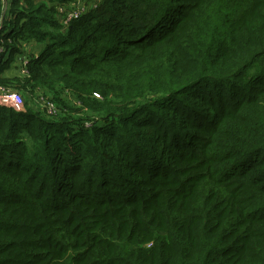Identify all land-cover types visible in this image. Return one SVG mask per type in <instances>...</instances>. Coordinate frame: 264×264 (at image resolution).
I'll return each mask as SVG.
<instances>
[{"label":"trees","instance_id":"trees-1","mask_svg":"<svg viewBox=\"0 0 264 264\" xmlns=\"http://www.w3.org/2000/svg\"><path fill=\"white\" fill-rule=\"evenodd\" d=\"M72 1L0 0V264H264V0Z\"/></svg>","mask_w":264,"mask_h":264},{"label":"built area","instance_id":"built-area-1","mask_svg":"<svg viewBox=\"0 0 264 264\" xmlns=\"http://www.w3.org/2000/svg\"><path fill=\"white\" fill-rule=\"evenodd\" d=\"M99 0H73L66 8L63 5L57 7V16L60 23L63 26H67L68 22L73 19H76L86 13V11L95 8L97 6ZM6 2V0H4ZM6 55V47L5 45H0V58L2 55ZM18 62L20 65V73L23 76L28 75L27 73V59L26 58H18ZM39 102L43 104L42 108L45 110L47 114H53L56 112L55 104L44 96L38 95ZM0 105L9 106L10 108L19 111L22 110L24 107L23 98L21 93L12 89L11 87H5L0 85Z\"/></svg>","mask_w":264,"mask_h":264},{"label":"rangeland","instance_id":"rangeland-1","mask_svg":"<svg viewBox=\"0 0 264 264\" xmlns=\"http://www.w3.org/2000/svg\"><path fill=\"white\" fill-rule=\"evenodd\" d=\"M70 3H67L66 5H63V6H68ZM71 5V4H70ZM86 12H88V11H86ZM57 16V15H56ZM58 17V16H57ZM74 20V19H73ZM72 21V20H71ZM70 21V22H71ZM70 22H68V23H70ZM8 39V38H7ZM7 43L8 44H11L12 43V40L10 39V41H7ZM40 45L41 44H38V45H36V46H38L37 48H36V50L34 51V53H33V58H36V57H38V55H39V52H40ZM18 57V56H17ZM17 57H16V59H17ZM17 62H18V59H17ZM15 64H16V62H14L13 64H12V66H10L8 69H6V71H5V73L7 74V76L10 78V81H12L13 79H14V77H15ZM12 79V80H11ZM11 84H12V82H11ZM13 89V88H12ZM14 90H16L17 91V89H14ZM18 92H22V94L24 95V99H23V104H28L29 106H31V107H33L34 108V110H36V108H42V106H43V104L41 103V102H39V99H38V93H39V91H37L38 93H35V95H30V94H28V93H23V92H29V91H24V90H20V91H18ZM23 98V97H22ZM3 106H5V105H3ZM6 107H9V106H6ZM10 108V107H9Z\"/></svg>","mask_w":264,"mask_h":264},{"label":"crops","instance_id":"crops-1","mask_svg":"<svg viewBox=\"0 0 264 264\" xmlns=\"http://www.w3.org/2000/svg\"><path fill=\"white\" fill-rule=\"evenodd\" d=\"M66 8H69V6H65ZM56 12H57V10H56Z\"/></svg>","mask_w":264,"mask_h":264}]
</instances>
